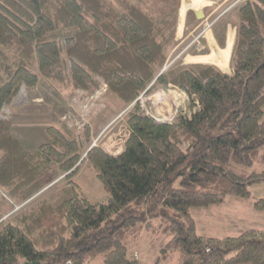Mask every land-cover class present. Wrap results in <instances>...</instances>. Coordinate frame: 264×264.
<instances>
[{
	"label": "trees",
	"instance_id": "obj_1",
	"mask_svg": "<svg viewBox=\"0 0 264 264\" xmlns=\"http://www.w3.org/2000/svg\"><path fill=\"white\" fill-rule=\"evenodd\" d=\"M163 1L178 12L180 0ZM125 2L118 9L110 0H0V188L26 201L45 187L48 167L68 184L51 203L0 223V264H138L126 241L150 220L170 235L163 259L178 252V264H264V231L209 237L191 215L228 198L251 201L250 187L264 182V172L253 170L264 163V0L238 9L230 75L199 64L160 74L166 27L152 8ZM69 76L85 96L104 84L125 105L172 85L190 109L166 123L134 104L116 155L88 148L87 127L75 136L54 125L25 151L3 114L42 79L65 85ZM85 161L105 203L94 204L72 182ZM251 205L264 216V198Z\"/></svg>",
	"mask_w": 264,
	"mask_h": 264
},
{
	"label": "rangeland",
	"instance_id": "obj_2",
	"mask_svg": "<svg viewBox=\"0 0 264 264\" xmlns=\"http://www.w3.org/2000/svg\"><path fill=\"white\" fill-rule=\"evenodd\" d=\"M110 1L118 9L120 2L125 4V1H130L154 10L158 25L166 27V60L162 71L166 72L175 66H188L195 62H202L199 57L189 58L185 62V57L210 54V49L204 39L206 35L208 39L213 36L214 39L216 37L218 40H224V46L226 38L228 42L218 56L211 54L202 57L204 63L208 59L210 64H216L222 69H227L228 65L230 67V58L236 38L237 12L246 0H207L211 3L205 0L202 9L203 19L200 23L194 20V16L188 17L189 11L182 12L180 7L184 0H180L178 12L175 11L172 3L163 0ZM181 22H183L182 31L179 26ZM197 26L198 29L194 30ZM184 39L186 42L182 43ZM183 94L186 93L172 85L166 88L156 87L151 93L145 92L140 95L134 104L138 105L144 115L162 122L182 112L184 115L188 114L190 100ZM17 99L16 104L19 106L11 108L3 116L11 124V129L18 140L21 138L25 143L26 150H34L45 141L43 128L52 123L59 128L68 129L75 136L82 135L87 127L90 137L88 148L99 146L114 155L120 153L124 146L128 136L125 119L134 105H125L104 84H101L93 94L85 96L75 90L70 76L65 85L42 79L34 89L25 92L22 97L19 95ZM25 124L34 125L29 129L32 134L31 138H33L31 143L21 136L23 129L27 127ZM84 146L86 147L85 143ZM1 156L2 153H0V158ZM253 170L264 172V163L255 162ZM46 173L45 187L26 201L13 198L7 190L0 188V223H16L17 219L27 215L42 203H51L60 191L68 187L67 180L62 174L57 173L55 168H46ZM72 182L77 184L81 193L94 204L107 201L108 194L86 161L81 164ZM250 193L251 201L264 198V182L252 185ZM251 201L228 198L220 206L191 210L198 233L222 238L236 237L241 232L250 229L264 231V216L253 209ZM149 224L150 227L145 226L129 234L126 243L129 247L130 258L138 261V264H178V252L169 253L167 259L162 258L161 249L170 240V235L160 228L154 229L158 221L150 220ZM37 234L42 236L39 232L34 233L38 237ZM52 245L49 242H43L41 247H52ZM89 264L101 263L99 259H96Z\"/></svg>",
	"mask_w": 264,
	"mask_h": 264
},
{
	"label": "crops",
	"instance_id": "obj_3",
	"mask_svg": "<svg viewBox=\"0 0 264 264\" xmlns=\"http://www.w3.org/2000/svg\"><path fill=\"white\" fill-rule=\"evenodd\" d=\"M199 1V2H198ZM205 0H184L183 2H182V4H181V7H180V9L182 10V12L183 11H192L193 12V14H194V20H196L198 23H200V20L201 19H203V11H202V9H203V6H204V2ZM207 1V0H206ZM202 2V3H201ZM207 2H209V1H207ZM209 3H211V2H209ZM208 3V4H209ZM198 14V15H197ZM201 16V17H200ZM180 26V31H182V27H183V22H181V24L179 25ZM198 29V26L197 27H195V29L194 30H197ZM193 30V31H194ZM230 32V31H229ZM228 32V33H229ZM207 36V35H206ZM204 37V39L206 40V43H207V45H208V49H210V54H207V55H199V54H197V55H195V56H190V55H188V56H186L185 57V62H187V59H189V58H201V61L202 62H195V63H192L191 65H196V64H200V65H210V66H215V67H217V68H219L224 74H226V75H230V67H229V65H228V67H227V69H222V68H220L219 66H217L216 64H210V60L208 61V59H207V62L205 61V63H204V60H203V58L202 57H205V56H208V55H211V54H213V55H215V56H218V53L221 51V50H223V49H225V47H226V44H227V38H226V40H225V46H224V40H218L216 37H215V39L213 38V36H212V38H207V37ZM186 39H184V41H182V43H184V42H186L185 41ZM221 43H222V46H221ZM228 51H230V50H228ZM230 53V52H229ZM210 58H211V56H209ZM208 62H209V64H208ZM187 64H189V63H187ZM27 127H25V129H23V132L21 133V136H22V138L25 140V141H28V143H31L32 141H33V138H31V136H32V134L30 133V131H29V129L30 128H32L34 125H32V126H28L27 124H25ZM50 125H53L52 123L51 124H48L46 127H44L43 128V132L45 131V129L48 127V126H50ZM21 139V138H20ZM19 139V141H20V143L22 144V146H23V148L25 149V143L22 141V139L20 140ZM31 149V148H30ZM25 151H30V150H26L25 149ZM53 168V167H52Z\"/></svg>",
	"mask_w": 264,
	"mask_h": 264
},
{
	"label": "built area",
	"instance_id": "obj_4",
	"mask_svg": "<svg viewBox=\"0 0 264 264\" xmlns=\"http://www.w3.org/2000/svg\"><path fill=\"white\" fill-rule=\"evenodd\" d=\"M105 87V86H104ZM97 94H99V93H97ZM183 95H185V96H187L186 94H183ZM18 102V99L14 102V105H17L16 103ZM183 113V112H182ZM182 113H180L181 115H184V114H182ZM153 118V117H152ZM153 119H155V118H153ZM174 119H175V116H172L170 119H168V120H165V121H162V122H166V123H172L173 121H174ZM157 122H160V120H158V119H155ZM65 264H73V263H71V262H66Z\"/></svg>",
	"mask_w": 264,
	"mask_h": 264
},
{
	"label": "water",
	"instance_id": "obj_5",
	"mask_svg": "<svg viewBox=\"0 0 264 264\" xmlns=\"http://www.w3.org/2000/svg\"><path fill=\"white\" fill-rule=\"evenodd\" d=\"M164 71V70H163ZM163 71L162 72H160V74H162L163 73ZM24 264H41L40 262H32V263H28V262H26V263H24Z\"/></svg>",
	"mask_w": 264,
	"mask_h": 264
}]
</instances>
